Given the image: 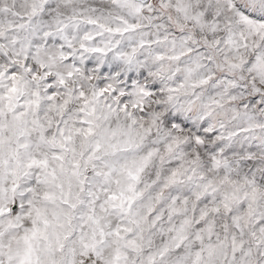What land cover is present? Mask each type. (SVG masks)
I'll use <instances>...</instances> for the list:
<instances>
[{
  "label": "snow or ice",
  "instance_id": "1",
  "mask_svg": "<svg viewBox=\"0 0 264 264\" xmlns=\"http://www.w3.org/2000/svg\"><path fill=\"white\" fill-rule=\"evenodd\" d=\"M0 264H264V0H0Z\"/></svg>",
  "mask_w": 264,
  "mask_h": 264
}]
</instances>
